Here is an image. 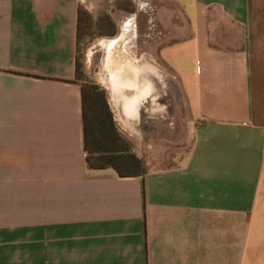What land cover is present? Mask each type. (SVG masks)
Listing matches in <instances>:
<instances>
[{"label": "crops", "instance_id": "obj_1", "mask_svg": "<svg viewBox=\"0 0 264 264\" xmlns=\"http://www.w3.org/2000/svg\"><path fill=\"white\" fill-rule=\"evenodd\" d=\"M94 1L0 0V264H264V0H139L188 140L141 176L85 160L75 50ZM104 88L118 130L139 131L155 93Z\"/></svg>", "mask_w": 264, "mask_h": 264}, {"label": "rangeland", "instance_id": "obj_2", "mask_svg": "<svg viewBox=\"0 0 264 264\" xmlns=\"http://www.w3.org/2000/svg\"><path fill=\"white\" fill-rule=\"evenodd\" d=\"M114 1L117 7H122L117 12L122 15H98L106 13L103 5L107 6L109 0H95L89 9L90 15H82L84 25L77 38L79 68L76 77L82 84L94 85L102 90L106 102L107 91L104 85L108 82L115 84L117 95L127 104L131 103L130 97L142 86L144 93L154 92L157 99L138 102L141 121L139 131L131 134L121 129L119 131L113 116L112 120L118 133L126 140L129 150L143 160L145 168L151 163L154 166H167L187 152L188 140L185 138L184 104L179 98V86L176 79L162 67V63L155 61L154 56L161 44V28L155 15H150L154 12V5L148 4L143 8L139 0ZM150 7L151 11L148 10ZM132 12L136 15H129ZM120 17L125 18L127 25L120 22ZM121 26L128 27V30H124L128 34L127 38L119 37ZM129 38H133V45L125 50L123 46ZM147 81L152 84H146ZM161 108L179 109L176 115L166 117L169 130L162 127L165 122L158 120Z\"/></svg>", "mask_w": 264, "mask_h": 264}, {"label": "trees", "instance_id": "obj_3", "mask_svg": "<svg viewBox=\"0 0 264 264\" xmlns=\"http://www.w3.org/2000/svg\"><path fill=\"white\" fill-rule=\"evenodd\" d=\"M75 68L77 72L79 68L77 46ZM81 90L87 165L90 168L111 167L119 175H143L146 171L144 162L129 150L126 140L116 130L103 91L94 85L85 84H81Z\"/></svg>", "mask_w": 264, "mask_h": 264}]
</instances>
